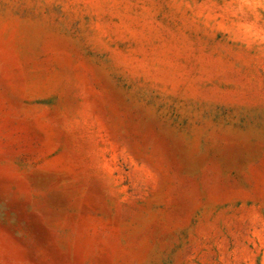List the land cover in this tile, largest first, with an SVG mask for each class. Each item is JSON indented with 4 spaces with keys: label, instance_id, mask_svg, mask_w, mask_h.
I'll return each instance as SVG.
<instances>
[{
    "label": "rangeland",
    "instance_id": "374dc122",
    "mask_svg": "<svg viewBox=\"0 0 264 264\" xmlns=\"http://www.w3.org/2000/svg\"><path fill=\"white\" fill-rule=\"evenodd\" d=\"M0 264H264V0H0Z\"/></svg>",
    "mask_w": 264,
    "mask_h": 264
}]
</instances>
